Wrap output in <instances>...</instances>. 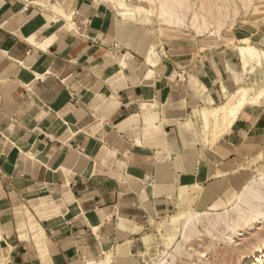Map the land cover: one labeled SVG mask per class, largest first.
Returning a JSON list of instances; mask_svg holds the SVG:
<instances>
[{"label":"crops","instance_id":"obj_1","mask_svg":"<svg viewBox=\"0 0 264 264\" xmlns=\"http://www.w3.org/2000/svg\"><path fill=\"white\" fill-rule=\"evenodd\" d=\"M133 11L0 0V264H151L169 216L264 163V102L213 113L262 65Z\"/></svg>","mask_w":264,"mask_h":264},{"label":"rangeland","instance_id":"obj_2","mask_svg":"<svg viewBox=\"0 0 264 264\" xmlns=\"http://www.w3.org/2000/svg\"><path fill=\"white\" fill-rule=\"evenodd\" d=\"M122 1L134 8L131 16L145 13L150 15L153 21L156 20L168 26L178 25L179 28L194 32L200 38H218L221 39L218 43H226L235 47L240 45V50L246 46H254L264 51V41L262 45L252 41V39L257 40L260 36H264V0H188L186 6L182 5L178 8L183 14V22H175V20L170 22L160 15L159 0ZM137 6L141 8L137 9ZM195 12L201 15L199 23L203 22L204 16L206 17L210 23L209 29L197 30L193 24ZM210 34L211 37H209ZM237 39L241 42L236 43ZM225 103L226 101L221 105ZM262 169H264V163L251 162L244 169L235 171L233 174L238 176L237 184L228 186L224 191L222 189L221 196L216 195L217 200L225 201L220 206L214 207L213 203L217 200H208L202 196L201 201L198 202L195 199L183 208L177 209L159 227L160 245L162 246L155 250L151 264L162 259L165 264H198L200 261L203 264H235L239 257L249 253L257 238L264 236V223L258 228L248 230L244 236H238L235 242L231 241L228 236L229 226L239 228V212L236 206L240 200L236 193L245 180L259 179ZM262 189L264 190V187ZM243 206L245 210L248 208V206ZM191 210L200 211L201 216L195 219L189 227H185L184 223L187 216L192 213L189 212ZM183 214L185 215L179 219L178 233L172 235L174 241L168 245L164 237L166 226L169 225V220L173 215Z\"/></svg>","mask_w":264,"mask_h":264},{"label":"bare ground","instance_id":"obj_3","mask_svg":"<svg viewBox=\"0 0 264 264\" xmlns=\"http://www.w3.org/2000/svg\"><path fill=\"white\" fill-rule=\"evenodd\" d=\"M186 2H188V0H159L160 15L170 22L173 20H175V22H183V14H181L178 8L182 5H185ZM187 7L186 9H188ZM139 8H141V6H137V9ZM200 18V13L195 12L193 15V24L196 26L197 30L203 31L205 29H209L210 23L206 17L204 16L203 22L199 23ZM253 47L246 46L244 49H239V51L242 56L241 61H243V68L245 70H250L249 68L252 67L255 62L262 65V70L261 72L257 73L256 78V85L259 86V89L257 92H254L246 88L244 85H239L231 92H226V103L216 107L213 110L214 116H216L218 119L224 120L225 127L232 126L243 107L247 104H259L264 102V51L254 49ZM261 98H263V100H261ZM215 132H211V134L214 133L213 135L217 139L223 135L224 130L220 129L217 130L216 133ZM263 187L264 172H262V175L259 179H247L243 183V186L237 196L240 202L236 206V209L239 212V228L236 229L235 227L229 226L230 231L228 236L231 241L235 242V238L238 236H244L248 230H252L256 227L258 228L262 223H264ZM243 205L248 206V208L245 210ZM200 216L201 214L198 212L190 213L187 216V220L185 221V227H189V225L195 219H199ZM153 264H165V261L162 259L159 262L155 261ZM198 264L203 263L200 261ZM235 264H264V236L258 237L253 243L251 251L239 257V260Z\"/></svg>","mask_w":264,"mask_h":264}]
</instances>
